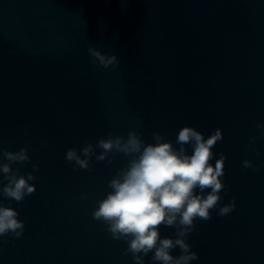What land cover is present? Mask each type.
<instances>
[{"label": "water", "instance_id": "water-1", "mask_svg": "<svg viewBox=\"0 0 264 264\" xmlns=\"http://www.w3.org/2000/svg\"><path fill=\"white\" fill-rule=\"evenodd\" d=\"M89 46L116 53L119 65H93ZM257 122L264 0H0V147L27 145L31 163L12 165L21 173L39 166L35 192L11 202L25 228L0 238V264H135L126 242L92 217L128 157L117 153L110 165L93 157L89 172L73 170L65 152L129 130L145 142L158 131L178 147L184 125L205 138L221 129L212 163L225 154L221 205L236 204L197 222L188 242L199 259L190 264H264V166L241 167L264 162V137L253 145L259 157L248 148Z\"/></svg>", "mask_w": 264, "mask_h": 264}, {"label": "clouds", "instance_id": "clouds-1", "mask_svg": "<svg viewBox=\"0 0 264 264\" xmlns=\"http://www.w3.org/2000/svg\"><path fill=\"white\" fill-rule=\"evenodd\" d=\"M87 51L93 65L115 68L120 63L116 53L107 54L93 46ZM255 127L258 135L249 138L248 148L259 157L260 151L253 145L264 137V124L257 122ZM151 136L153 142H145L136 130H129L126 137L109 132L95 144L86 142L79 152L69 147L65 159L73 170L79 167L91 172L93 157L105 165H110L117 153L128 157L126 165L117 168L116 174L108 180L107 187L111 190L97 201L93 219L106 226L112 239L126 242L123 254L130 253L135 264H145L149 253V264H190L199 259L188 242L197 222L210 220L213 211L217 216H227L236 207L234 198L221 205V193L228 190L223 179L225 154L220 152L215 164L212 163L213 149L223 139V134L217 127L205 138L196 128L184 125L176 134L178 147L158 131ZM186 146L191 147L190 154ZM25 162L31 163L27 145L17 151L0 147V173L3 174L0 197L9 201L8 205L0 202V238H5V243L9 236L21 237L25 228L11 202H22L35 192V185L30 181L37 179L34 173L39 171V166L32 163L33 171L26 174L12 166ZM261 166L264 162L255 164L247 158L241 163L242 169L253 171ZM85 195L82 193L81 198ZM161 227L172 228L173 235L161 236ZM176 248L179 254L173 255L172 250Z\"/></svg>", "mask_w": 264, "mask_h": 264}]
</instances>
